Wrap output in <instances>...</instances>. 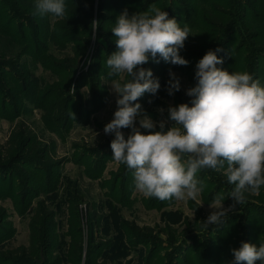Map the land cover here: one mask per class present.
<instances>
[{
	"label": "rangeland",
	"instance_id": "374dc122",
	"mask_svg": "<svg viewBox=\"0 0 264 264\" xmlns=\"http://www.w3.org/2000/svg\"><path fill=\"white\" fill-rule=\"evenodd\" d=\"M17 1L0 0V143L7 138L10 118L25 119L40 139L49 142L56 166L49 172L36 157L37 168L23 163L0 169V207L4 209L0 256L7 249L28 245V223L38 201L53 210L56 234L47 252L41 248L36 264H53L55 257L71 264L67 250L72 211L82 239L80 264H198L208 249L211 264H229L231 249L239 248L241 242L264 243V186L259 195L246 192V203L237 204L224 225H209L204 230L202 221L214 211L209 205L215 195L227 197L234 187L223 171L205 169L197 174L206 185L197 201L147 198L135 189L132 170L112 159L114 135L103 131L116 110V94L108 84L116 77H108L106 61L116 51L111 29L117 17L124 10L132 15L155 4L191 30L179 53L189 61L187 66L163 60L143 65L158 78L160 88L155 96L145 93L138 102L154 121L164 120L168 127L173 123L168 120V107L191 106L186 90L196 83L195 65L216 43L207 35L203 21L210 0H106L103 10L101 0H65L66 8L71 3L78 7L67 14L87 22L70 35L60 34L54 17L33 15L34 0H30V15L23 12L22 1ZM215 2L245 15L244 25L236 23L217 53L224 60L217 67L229 73L247 71L264 86V24L256 28L254 22L264 21V0ZM93 21H99L94 32ZM253 31L259 34L254 40ZM79 43L85 44V51L72 66L65 60L75 61L74 47L79 49ZM170 71L180 81V90L171 96L167 92ZM7 89L23 98L19 105L12 104ZM61 106L63 111L55 116ZM50 107L53 112L48 119ZM121 131L125 138L131 132L127 128ZM43 173L51 174V181ZM232 203L227 197L223 205L227 208ZM0 264L9 263L0 258Z\"/></svg>",
	"mask_w": 264,
	"mask_h": 264
},
{
	"label": "clouds",
	"instance_id": "9594fccd",
	"mask_svg": "<svg viewBox=\"0 0 264 264\" xmlns=\"http://www.w3.org/2000/svg\"><path fill=\"white\" fill-rule=\"evenodd\" d=\"M33 15L65 20V0H34ZM92 25L94 32L99 21ZM111 32L116 51L108 55L106 66L108 77H116L108 83L116 94V110L103 131L114 135L112 159L132 170L139 193L160 201H197L206 187L197 174L205 169L223 171L234 186L227 196L233 203L225 208L227 197L216 194L209 205L214 211L202 221V228L224 225L235 206L246 203V192L259 195L264 186V86L247 71L229 73L217 67L224 63L216 54L222 49H210L195 65V85L186 90L191 106L170 105L168 120L173 123L166 127L164 120L154 121L138 102L145 93L155 96L160 88L158 78L143 65L163 60L187 66L189 61L179 53L190 28L181 27L153 4L132 15L124 10ZM169 76L171 96L180 90V81L171 71ZM125 128L131 130L127 138L121 131ZM231 252L229 264H264V243L241 242Z\"/></svg>",
	"mask_w": 264,
	"mask_h": 264
},
{
	"label": "trees",
	"instance_id": "16d2710c",
	"mask_svg": "<svg viewBox=\"0 0 264 264\" xmlns=\"http://www.w3.org/2000/svg\"><path fill=\"white\" fill-rule=\"evenodd\" d=\"M22 1L24 13H29V8L32 6L30 4V0H20ZM217 1V0H215ZM214 0H210L208 3V8L204 12L203 21L207 27V35L211 38V40L216 41L211 47L213 50L220 48L222 49L224 43L227 42L228 36L232 34L234 31V27L237 22H241L243 24V19L245 15L234 12V7L224 4L220 5ZM18 2L17 0H11V3L14 4ZM77 3H71L67 6V13H72L76 7ZM106 4V0H101L100 9L103 10ZM223 6V8H222ZM31 13H29L30 15ZM238 14V15H237ZM89 17V16H88ZM82 19V18H81ZM84 21V22H83ZM256 23V28L260 26V24H264L263 19H256L254 21ZM81 24H87L86 19L82 21L76 18L66 15L65 20H57L54 22V27L60 34L68 33L69 35L81 28ZM244 25V24H243ZM79 27V28H78ZM246 29V28H245ZM251 38L256 39L259 35L257 31H253L251 33ZM260 37V36H259ZM264 37V35H263ZM209 38V39H210ZM218 38V39H217ZM82 44V43H79ZM206 48L210 47V44L206 43ZM256 42L251 43V45H255ZM75 53V61H72V58H67L65 61L68 64H76L77 58L81 57L83 52L85 51V44L83 43L79 49L74 47ZM255 52V50H253ZM218 53V52H217ZM216 53V54H217ZM249 56V54H248ZM251 59V56H249ZM71 66V67H72ZM7 94L12 99V104L19 105L23 98L18 97L12 89H7ZM57 103V101H56ZM66 110V109H65ZM63 111V106L57 107V113L55 116L59 115ZM53 112V107L48 108V113L46 114V118L50 119L51 114ZM17 114H15V117ZM53 116V118L55 117ZM10 123L12 124L7 135L5 142L0 143V169H5L13 166L14 164H29L37 168L38 163H34L36 157L41 162V164L45 169H53L56 164L52 159V155L50 151V144L48 141L40 139L39 134L32 128L31 123L29 124L25 119H14L10 118ZM37 160V161H38ZM38 161V162H39ZM44 174V173H43ZM50 174V173H49ZM47 182L51 181L49 179L50 175L44 174ZM49 176V177H48ZM51 178V177H50ZM29 180V179H28ZM32 181V180H31ZM30 183L32 184V181ZM28 192H33V189H30ZM4 209L0 207V220L3 216ZM72 218V219H71ZM70 233L71 239L68 243V256L70 257L71 264H80L81 261V251H82V243H81V235L80 229L78 226V220L74 211L70 214ZM55 221H54V212L44 203V201H38L33 207L32 214L28 223L29 229V242L28 245H19L17 247H13L7 249L5 252H1L0 258H2L3 262L9 264H36L37 258L41 255V248L43 252H47L49 249L50 240L55 236ZM140 234V233H138ZM48 240V241H47ZM48 242V243H47ZM47 248V249H46ZM178 248V247H176ZM181 249V248H178ZM177 254V253H176ZM205 259L199 261L198 264H211V256L210 249L207 252L202 253ZM174 256V254H173ZM178 256H174L177 258ZM53 264H63L61 258L55 257Z\"/></svg>",
	"mask_w": 264,
	"mask_h": 264
}]
</instances>
